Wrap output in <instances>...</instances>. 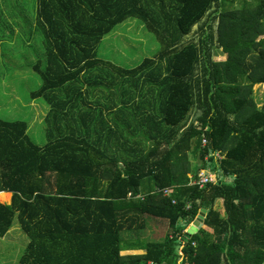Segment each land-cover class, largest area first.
I'll use <instances>...</instances> for the list:
<instances>
[{"label":"trees","instance_id":"1","mask_svg":"<svg viewBox=\"0 0 264 264\" xmlns=\"http://www.w3.org/2000/svg\"><path fill=\"white\" fill-rule=\"evenodd\" d=\"M232 5L37 0L41 54L31 66L41 84L33 95L52 106L48 141H33L27 121L0 117V190L12 192L10 204L0 202V236L17 221L29 239L16 264H264V102L253 90L264 84V0ZM130 18L160 47L128 68L99 57L98 47ZM95 104L127 118L100 121ZM78 105L79 124L60 116ZM200 169L216 181L190 184ZM201 208L203 228L186 242L184 228ZM147 217L168 221L166 238L123 255L122 232Z\"/></svg>","mask_w":264,"mask_h":264},{"label":"rangeland","instance_id":"2","mask_svg":"<svg viewBox=\"0 0 264 264\" xmlns=\"http://www.w3.org/2000/svg\"><path fill=\"white\" fill-rule=\"evenodd\" d=\"M232 1L233 8L242 4V0ZM248 1L255 4V0ZM36 7L37 0H0V117L4 120L28 121L33 102L31 92L41 84L38 73L30 69L34 46L27 44L28 39L34 41L38 37L33 27ZM159 47L156 36L139 19L130 18L118 25L113 37L100 43L98 53L102 58L131 68L139 65L145 57L154 56ZM216 53L217 59L225 58L220 50ZM253 90L255 101L261 106L264 84H256ZM35 125V132L30 131L29 135L38 144L46 143L44 126ZM191 158L192 164H196L198 160L194 156ZM16 240L17 245L15 242L7 244L4 256L8 258L7 264H16L27 246L28 237L23 231ZM123 246L126 247L127 243L123 242Z\"/></svg>","mask_w":264,"mask_h":264},{"label":"crops","instance_id":"3","mask_svg":"<svg viewBox=\"0 0 264 264\" xmlns=\"http://www.w3.org/2000/svg\"><path fill=\"white\" fill-rule=\"evenodd\" d=\"M116 28H115V30H113L114 32L112 31V34L110 33L103 40L108 39L109 37H113L116 33ZM27 44H28V46H31V47L34 46L32 48L34 57H33V60H30V63L32 64V62H34L36 60L37 55L39 56L41 54V49H40L39 45L37 43H35L34 41H28ZM124 55H126V54H124ZM99 57H101L100 54H99ZM108 60L113 61L111 59H108ZM113 62L120 65V63L117 61H113ZM121 66H123V65H121ZM30 69H31V71L35 72V70L32 66ZM33 92L34 91L31 92L33 102L31 103V108H29L30 119H28V121H27L29 124L27 133H28V135H29L30 131H32L34 133L35 132V126H36L35 124L39 123V124H42L44 126L45 134L47 136L46 117H47L48 113L50 112L52 106L46 100L45 96L36 97L35 95H33ZM95 106L99 107L97 109H101L104 112L103 116L98 118V120H100V121L103 120V121H107L109 124H113L114 119L116 121V120L123 119L126 117V115H123V114H122L123 116L115 114L116 108H111V106L108 104H99V105L95 104ZM75 113L76 114L74 116H73V112L68 113L67 115L64 113H61L60 116L63 117L64 120H67V121H74L76 119L77 123L79 124L80 121L84 120V118H83L84 115H82L80 113L79 105H78V108L75 110ZM73 126H75V125H73ZM82 128L76 127L78 138H80L79 132H81ZM29 137L31 138L30 135H29ZM47 141H48V138H47ZM43 144H45V143H43ZM43 144H40V145H43ZM107 155L111 156V152H107ZM188 175H189V177L192 176L191 173H189ZM149 188L153 189L152 182L149 184ZM1 192L10 193V199L6 202H3L0 200V202L10 204L11 199H12V192H7V191H1ZM214 207L216 209L220 210L223 214L224 213L223 199L222 198L217 199L215 201ZM207 213H208V211H207ZM207 213H206V215H207ZM205 218H206V216H205ZM205 218H204V221H205ZM204 221L201 224V227L199 228V230L201 228H203ZM192 224H193V222L187 224L184 228V232H186L187 229ZM168 225H169V223L167 220L156 219L153 217H147L146 224L144 225L143 228H141V229H135L134 228V229L124 230L121 234L122 241L127 243V246L125 248H128V249L123 250L122 254L123 255H132V256L143 255L145 253V251L143 249H132V248L142 247L145 243H149V242H162V241H164V239L166 238L167 233H168ZM184 225L185 224L183 223V221L180 220L177 224V227H184ZM205 229L209 233L212 232L210 228H205ZM199 230H198V232H199ZM17 236H22V230H21L18 222L15 221L13 227L4 236H2V237L0 236V263H1V261L4 264L8 263V258L4 257L6 255V249L8 248L7 244H10V243L12 244L13 242H15V245H17V243H18L16 240ZM28 241H29V239H28ZM180 253L183 254L182 251Z\"/></svg>","mask_w":264,"mask_h":264},{"label":"built area","instance_id":"4","mask_svg":"<svg viewBox=\"0 0 264 264\" xmlns=\"http://www.w3.org/2000/svg\"><path fill=\"white\" fill-rule=\"evenodd\" d=\"M206 144V139L202 140V145ZM219 158L222 157L221 153L216 154ZM190 184L196 185L199 188H203L206 184L212 183L216 181V174L213 171H207L206 169H200L196 176H190ZM1 193V190H0ZM162 194L166 197H171L173 194V188L167 187L163 189ZM131 195V194H129ZM138 198L143 199V196L137 195ZM172 202L175 203V199H172ZM189 207V204L187 205ZM184 247V245L181 246V250ZM141 264H166L165 262H155L154 260H147L146 262H143Z\"/></svg>","mask_w":264,"mask_h":264},{"label":"water","instance_id":"5","mask_svg":"<svg viewBox=\"0 0 264 264\" xmlns=\"http://www.w3.org/2000/svg\"><path fill=\"white\" fill-rule=\"evenodd\" d=\"M207 209L201 208L198 216L193 221V224L187 229V231L184 234V240L187 242L189 239L198 232L199 228L201 227V224L204 221V218L206 216Z\"/></svg>","mask_w":264,"mask_h":264}]
</instances>
